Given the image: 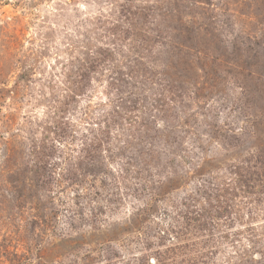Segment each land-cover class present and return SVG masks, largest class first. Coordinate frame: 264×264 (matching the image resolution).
I'll return each mask as SVG.
<instances>
[{
	"label": "rangeland",
	"instance_id": "374dc122",
	"mask_svg": "<svg viewBox=\"0 0 264 264\" xmlns=\"http://www.w3.org/2000/svg\"><path fill=\"white\" fill-rule=\"evenodd\" d=\"M0 264H264V0H0Z\"/></svg>",
	"mask_w": 264,
	"mask_h": 264
}]
</instances>
